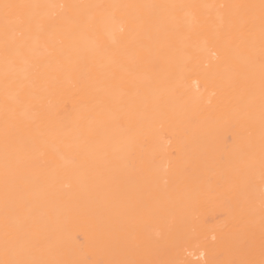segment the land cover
<instances>
[{
	"label": "bare ground",
	"instance_id": "bare-ground-1",
	"mask_svg": "<svg viewBox=\"0 0 264 264\" xmlns=\"http://www.w3.org/2000/svg\"><path fill=\"white\" fill-rule=\"evenodd\" d=\"M0 264H264V0H0Z\"/></svg>",
	"mask_w": 264,
	"mask_h": 264
}]
</instances>
